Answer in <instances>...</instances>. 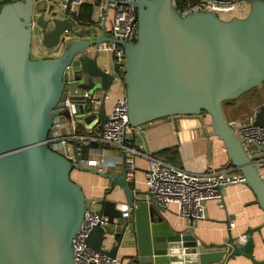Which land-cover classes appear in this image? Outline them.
<instances>
[{"label": "water", "instance_id": "water-1", "mask_svg": "<svg viewBox=\"0 0 264 264\" xmlns=\"http://www.w3.org/2000/svg\"><path fill=\"white\" fill-rule=\"evenodd\" d=\"M35 5V0H16L0 8V264H75L73 237L87 205L81 185L71 178L73 170L108 178L112 185L108 192L119 186L122 203L131 208L126 219L121 203L106 196L98 201L96 213L108 224L93 226L86 239L98 253L117 258L125 234L134 233L135 245L125 241L127 248L134 245L127 264H216L229 255L253 259L245 250L248 237L240 240L229 230L221 243H202L194 234L193 220L186 230L176 231L164 222L165 210L153 203L148 192L129 187L124 170L116 175L76 167L49 148V131L55 116L63 115L69 90L76 125L92 133L97 124L102 129L107 121L104 95L114 83V74L97 65V47L112 40L103 32L87 39L96 25L79 20L69 12V4L62 17L55 16L57 0L36 15ZM132 6L136 36L115 41L126 57L122 81L128 126L135 129L205 112L212 135L223 141L231 165L243 175L264 211V180L222 105L264 83V0L251 1L245 17L229 20L210 11L181 14L172 0H136ZM47 11L53 16L45 18ZM35 27L43 47L58 49L57 56L31 58ZM96 28L102 31L104 24ZM85 75L99 84L100 105L86 85L82 92L70 89ZM255 124L264 128V105ZM107 237L117 242L104 250Z\"/></svg>", "mask_w": 264, "mask_h": 264}, {"label": "built area", "instance_id": "built-area-1", "mask_svg": "<svg viewBox=\"0 0 264 264\" xmlns=\"http://www.w3.org/2000/svg\"><path fill=\"white\" fill-rule=\"evenodd\" d=\"M136 0H58L62 11L69 4V12L78 15L80 7L91 4V21L94 25L104 24L102 32L112 41H101L98 51H106L111 55V72L114 74V83L121 82L125 72L126 57L123 48L115 41H131L136 36L137 24L132 2ZM253 0H172L173 5L181 14L196 11H210L218 15L222 20L238 17ZM113 83V84H114ZM102 91L94 94L96 105H100ZM69 90L62 112L67 108L71 115L75 114V106L70 103ZM108 100V93L104 95ZM259 108H255L244 121L230 122L236 136L242 140L243 146L252 162L259 169L264 167V128L255 124ZM77 125L65 122L61 114H57L53 120L46 143L53 151L61 154L74 166L93 168L98 172H104L106 162L103 159H95L92 152L85 154V147L95 143L96 147H107L122 153V168L126 173V181L132 182L135 178L137 157L146 160L144 181L147 192L151 195L153 203L166 210L170 204H175L177 216L189 220L188 228L193 222L206 219L205 202L216 201L221 206L223 199L222 188L232 184L243 183V175L236 169L226 168L222 170H209L196 174L184 170L164 161L161 157L146 153L141 146L127 144L128 126L127 102L123 95L118 96L112 103L108 119L102 129L97 132L87 133L76 129ZM247 145V146H246ZM98 200H86V211L79 230L73 237V250L75 264H117V258H111L103 253H98L86 244V239L92 227L108 224L105 217H98L96 211ZM123 218L130 217L131 208L125 203L119 204ZM234 224H231V227ZM113 245L112 237H107L102 248L109 250Z\"/></svg>", "mask_w": 264, "mask_h": 264}, {"label": "crops", "instance_id": "crops-1", "mask_svg": "<svg viewBox=\"0 0 264 264\" xmlns=\"http://www.w3.org/2000/svg\"><path fill=\"white\" fill-rule=\"evenodd\" d=\"M53 1L55 0H35V2L40 3L37 14H39L40 9L44 5L52 6ZM57 8H60L59 4ZM57 8L55 12H59L62 17V9ZM49 13L52 15V11H49ZM35 31H39L37 27L33 30V37ZM44 50L46 49L37 51L39 58L43 56L41 52L44 53ZM46 51L49 57H55L59 53L56 50ZM88 51L90 56L95 53L93 49ZM97 65L105 71H111V55L106 51H99ZM123 93L124 87L121 82L114 83L111 86L108 92V100L105 102L107 115L110 113L115 98L123 95ZM237 99L224 110L228 122L244 121L255 108L259 107L257 104L256 107L252 108L250 106L247 108V101L240 102ZM262 104L264 105V103ZM63 120L69 124L73 122L72 120L70 122L65 117H63ZM76 129L85 132L84 127L80 125H77ZM98 130L97 124L93 132L95 133ZM126 142L132 146H141L144 152L161 157L164 161L191 173L201 174L211 169H234L228 158L223 141L212 135L208 115L198 117L184 116L176 119L172 117L164 118L140 128H131L127 132ZM93 149L94 151L92 152L91 150ZM89 150L92 152L93 158L103 159L106 162L103 169L104 173L116 175L122 173V153L120 151L107 147H95L92 144L85 147V154H88ZM135 164V178L128 185L136 191L147 192L144 181V172L147 166L146 160L143 157H137ZM259 171L264 180V167H261ZM71 178L74 182L81 185L86 200L97 199L99 201L106 196L107 199L118 203L125 201L123 190L119 186H113L112 190L108 192L112 186L110 180L99 174L73 170ZM222 194L221 206L216 201L205 202L206 219L193 222L195 236L200 242L205 244L221 243L227 237L229 230L234 236H238L240 240L243 239V236L248 237L249 241L245 242V250L253 256V259L243 255H237L232 259L229 255L221 263L216 264H261V262H264V211L259 207L254 193L245 184L238 183L223 187ZM161 216L164 222L176 231H183L188 228L189 220L187 221L177 216L175 204H170ZM226 220L229 221L230 228L226 224ZM231 224L234 225L231 227ZM125 241H130V243L135 245V234H125L124 241L118 249L117 264H127L129 257L134 253V245L132 244L131 248H127V242ZM116 242L117 240L113 244Z\"/></svg>", "mask_w": 264, "mask_h": 264}, {"label": "rangeland", "instance_id": "rangeland-1", "mask_svg": "<svg viewBox=\"0 0 264 264\" xmlns=\"http://www.w3.org/2000/svg\"><path fill=\"white\" fill-rule=\"evenodd\" d=\"M35 3H36V5H35V15H36L37 12L39 11V5H40V3H37V2H35ZM89 5L91 6V10L93 9L94 10V13H95L96 9H94V7L91 4H89ZM57 9H60V8H57ZM248 12H249V9L247 8V6H245V9L243 10V12L240 13V14H238V18L245 17L248 14ZM52 16L53 15H51L48 11L45 13V18H50ZM55 16L60 17L61 14L59 12H56ZM96 27L97 26H94L93 27L94 28L93 29L94 32L87 39H89V38H92L93 39L95 36H99L100 35V33L102 31H101V29L96 28ZM40 40L41 39H40V33H39V31H35L34 37L32 39L33 45H32V49H31V58L39 59V57L37 56V51H39L41 49H45L43 47V45H42V43H41ZM41 54L43 55V56H40L41 58L49 57L48 56V52L46 50H44V53L41 52ZM84 85H86L87 88L89 90H91L92 92H94V93H96V92H98L100 90L99 84L96 81H91V80L89 81V79H88V77L86 75H85V77H83L82 81L79 82L78 84H71V88L70 89H72V90H79L80 92H82L84 90L83 88H85ZM256 98H258L260 102L264 103V84H263V86L258 91H255L254 93H246L245 95L239 97L237 99V101H240V102L247 101V108H249L250 106H252V108H253V107H256V105L258 104V102L255 100ZM226 107L227 106L224 107V110H225ZM62 114H63V117L69 119V121L71 122L72 117H71V114H70V112H69L68 109H65ZM87 124L90 125L92 123H87ZM89 128H90V132H91L92 131V127H89Z\"/></svg>", "mask_w": 264, "mask_h": 264}, {"label": "trees", "instance_id": "trees-1", "mask_svg": "<svg viewBox=\"0 0 264 264\" xmlns=\"http://www.w3.org/2000/svg\"><path fill=\"white\" fill-rule=\"evenodd\" d=\"M16 0H0V8L4 5V4H7V3H11V2H14ZM91 13H92V10H91V6L87 3H84L81 7H80V10H79V13H78V18L79 20L81 21H85L86 23L90 22L91 20ZM264 84V83H263ZM263 86V85H262ZM260 88H253L252 90L246 92V93H254L255 91H258ZM246 93H244L243 95H245ZM241 95V96H243ZM240 96V97H241ZM236 100V99H235ZM235 100H232V101H226V102H223V110H224V107L225 106H228V105H231V103ZM257 102H258V106L260 107L262 104V102L259 101L258 98L255 99ZM258 107V108H259ZM225 113V112H224ZM202 115H207L205 112H202ZM250 115V114H249ZM226 116V115H225ZM230 123V122H229Z\"/></svg>", "mask_w": 264, "mask_h": 264}, {"label": "flooded vegetation", "instance_id": "flooded-vegetation-1", "mask_svg": "<svg viewBox=\"0 0 264 264\" xmlns=\"http://www.w3.org/2000/svg\"><path fill=\"white\" fill-rule=\"evenodd\" d=\"M81 28L85 29V27H81ZM86 28H88V27H86ZM55 50L58 51V49H55Z\"/></svg>", "mask_w": 264, "mask_h": 264}]
</instances>
